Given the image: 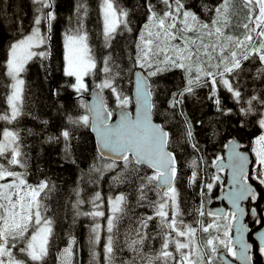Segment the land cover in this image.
<instances>
[{
    "label": "snow or ice",
    "instance_id": "1",
    "mask_svg": "<svg viewBox=\"0 0 264 264\" xmlns=\"http://www.w3.org/2000/svg\"><path fill=\"white\" fill-rule=\"evenodd\" d=\"M30 2V28L21 31L22 21H13L18 35L8 45L4 61L10 83L4 86L7 108L0 109V121L13 127L0 128V264H49L50 258L56 264H73L75 237L52 257L54 221L46 215L50 211L46 201L56 189L47 178L29 183L31 157L25 136H42L43 143L62 145L64 158L78 164L75 131L88 126L98 138L97 158L111 161L103 166L90 164L80 179L84 187L77 184L73 189L74 222L81 215L93 220L87 240L88 264H217V260L232 264L227 257L252 264L254 251L264 256V209L249 206L264 198L258 190L264 188V0H140L144 22L136 32L134 51L128 54V72L135 77L134 101L121 87L125 72L122 57L114 51L117 37L133 32L130 10L120 0H98L99 36L108 50L98 60L87 26L89 2L73 0L62 34L63 75L70 78L67 87L82 98L89 91L85 78L95 80L99 72L102 77L95 87L100 91L91 105H80L83 114H67L54 131L49 121L40 120L38 132L19 127L26 115H32L25 111L26 81L21 74L33 60L52 57L58 13L56 0ZM177 73L179 83L160 100L156 86ZM199 88L209 89L208 99L221 116L236 115L241 129L250 126L259 131L250 142L254 159L240 150L244 146L235 139L225 144L226 165L220 163L222 157H216L219 171L231 170L230 190L223 197L231 205L227 210L206 209L203 200L197 208L184 207L176 184L178 158L169 150L175 134L153 120L154 113L160 112L159 101L165 106L166 120L169 113L182 118L180 137L199 152L194 123L184 111L185 101L196 96ZM104 90L119 109L115 123L111 122L113 110L100 96ZM222 91L229 94L233 107L225 106ZM53 94L58 95V90ZM133 102L135 115L127 110ZM193 165L199 168L196 160ZM105 172L114 173V184L129 185L138 206L151 208L152 214H132L127 193L106 198L99 191L86 194L87 184L102 179ZM199 176L193 170L188 182L195 184ZM218 182L221 177L213 175L200 195L207 197ZM105 203L107 216L100 210ZM86 204L92 206L91 211L83 210ZM248 216L260 226L255 231L245 222ZM96 218H105L106 224L102 226ZM125 219L127 227L121 231ZM152 222L154 232L149 230ZM155 241H159L158 248L152 246Z\"/></svg>",
    "mask_w": 264,
    "mask_h": 264
},
{
    "label": "trees",
    "instance_id": "2",
    "mask_svg": "<svg viewBox=\"0 0 264 264\" xmlns=\"http://www.w3.org/2000/svg\"><path fill=\"white\" fill-rule=\"evenodd\" d=\"M90 5V14L87 26L91 30L92 46L96 52L99 60L108 50L103 47V40L99 36L101 31V23L97 11L98 0H88ZM140 0H120V4L130 10L132 20V33H124L118 36L114 41L115 53L122 57L120 63L124 68V78L121 80V87L125 93L131 96V80L132 75L128 72V67H131V61L128 59V54L134 51L133 41L136 37V32L144 22L143 10L139 7ZM58 23L54 27L53 38L51 42L52 57L49 60L41 61L35 59L27 66V72L22 73L26 84V100L25 111L31 112L32 115H26L19 123L21 129L31 128L34 131H40V120L49 121V128L56 130L64 123V117L67 114L79 115L85 112L81 108V104H85L83 93L82 98L78 97L76 93L67 85L70 78L63 75V40L62 34L66 26L67 18L72 14L73 0H56ZM0 109H6L5 96L8 90L4 87L10 83L9 78L5 75L6 69L4 61L6 59V51L8 45L17 37L16 26L13 21H22L21 31H26L30 28L33 8L30 0H0ZM127 66V67H125ZM102 74L97 73L95 80L86 77V81L90 86L99 83ZM174 83H179V74L169 76L166 80H161L156 86L160 95V100L166 99L165 93L167 89L172 88ZM59 92L54 95L55 91ZM105 100L111 110L116 108L114 97L109 95L108 90H104ZM209 89H197V95L189 97L184 103V111L187 113L189 119L194 123V131L196 141L199 144L200 151L194 150L184 143L180 137L182 131V118L177 116L172 118L168 114V119H165L164 107L160 106L159 114L154 113L153 117L160 123L164 124L165 128L171 133L175 134L173 140L170 142L169 149L174 150L178 158V168L180 169L177 178V187L181 193L184 201V207L191 210L200 206V202L205 201V208L217 203L216 194L220 187L218 182L213 188L212 192L203 197L200 195L204 184L213 176H223L219 171L213 167V162L217 156H222L225 144L231 138H235L241 144L248 148L250 142L259 131L253 127H245L241 129L236 121L239 118L236 115L221 116L215 108V105L208 99ZM222 101L226 107H233V103L226 91H222ZM131 104L129 105V107ZM32 116L39 117V120H34ZM199 122V123H197ZM13 127L12 125H5L0 121V128ZM24 135V133H21ZM26 143L30 146V172L29 183H36L38 180L47 178L55 185V191L50 194V198L46 201L49 205V217L54 221V239L52 248V257H55L60 249L68 242V239L75 237L76 245H74L75 256L73 257V264H79V253L77 250L78 244L82 246V252L86 251V243L89 236V230L93 223L92 218L81 215L77 217L74 222V210L72 208L75 202V195L73 189L80 184L83 188L84 184L80 183L81 176L88 171V166L96 163L103 166L111 161L108 159H98L99 153L94 144V138L88 127H80L75 131V149L74 158L77 159L78 164H72L70 160H66L63 156L62 145L43 143V137L25 136ZM193 160L199 164L197 169L193 165ZM193 170L199 171V179L195 184H190L189 176ZM33 172L41 175L38 180L32 177ZM114 173L105 172L102 179L96 180L95 183H88L85 189L86 194L91 195L92 192L99 191L101 196L106 198L114 196L118 193L129 194V203L131 205V213L135 216H142L145 214H152L151 208L139 207L136 200V194L133 189L126 184L116 185L112 181ZM264 194V188H258ZM206 191V189H204ZM152 199H156L153 193H149ZM210 201V202H209ZM258 211L264 209V198L259 199L254 205ZM84 211H91L92 206L86 204L83 206ZM100 210L105 211L108 215V207L105 203ZM185 220L191 221V217H184ZM97 222L102 226L106 224L105 218H96ZM210 219V218H209ZM250 227H253L252 217L247 220ZM127 227V219H125L123 228ZM156 228L155 222L150 224V231L154 232ZM102 237L104 232L102 230ZM199 236V232L197 233ZM251 240L252 238L249 237ZM104 240L102 238L99 250H103ZM152 246L158 248L159 241L152 242ZM89 250V249H88ZM81 252V253H82ZM126 255H131L126 253ZM86 260L80 257V263ZM87 261V260H86ZM56 262L50 258L49 264ZM102 264V261H101ZM217 264H220L217 260ZM252 264H264V256L258 255V251L253 253Z\"/></svg>",
    "mask_w": 264,
    "mask_h": 264
},
{
    "label": "water",
    "instance_id": "3",
    "mask_svg": "<svg viewBox=\"0 0 264 264\" xmlns=\"http://www.w3.org/2000/svg\"><path fill=\"white\" fill-rule=\"evenodd\" d=\"M135 71V70H134ZM132 82H131V96L133 97V101H134V99H135V96H134V93H135V85H134V81H135V77L132 75V80H131ZM100 90L99 89H96V87H95V85H93V86H90L89 87V91H87L86 93H85V95H84V98H85V104H89V105H91L94 101H95V99H96V94H97V92H99ZM100 96L105 100V97H104V93H103V91L102 92H100ZM106 101V100H105ZM128 111H131L132 113H133V115H135V103L133 102L132 104H131V106L130 107H128V109H127ZM113 112H114V115H113V119H112V123H115L117 120H118V116L116 115V113H118L119 112V109L116 107L114 110H113ZM153 120H154V122H156V123H160L158 120H156L154 117H153ZM88 128H89V130H90V132L92 133V135H93V138H94V144H95V147H96V150H97V140H98V138H97V135H96V132L92 129V127L91 126H88ZM167 130V129H166ZM232 139H235V138H231V139H229V140H232ZM228 140V141H229ZM236 141H238L240 144H241V142L239 141V140H237V139H235ZM228 141H227V143H228ZM226 143V144H227ZM169 150H171V149H169ZM240 150H243V151H247L248 153H249V155H250V157H252V155H251V152H250V150H249V148H244L243 147V149H240ZM98 152V151H97ZM223 159H222V161H220V163H223V164H227L228 163V149L225 147L224 148V151H223V154H222V156H221ZM253 158V157H252ZM213 167L215 168V169H218V167H217V164H216V160H215V162L213 163ZM219 170V169H218ZM224 174H225V182H224V184H223V187L221 188V190L217 193V200L219 201V203L218 204H215V205H213V206H211L209 209H211V210H216V209H218V208H223V209H225V210H227V209H229L230 207H231V205L228 203V201L226 200V199H223V197H224V195L230 190V184H229V181H230V176H231V170L229 169V168H225L224 169ZM245 222H247L246 221V218H245ZM260 227V226H259ZM257 229V228H256ZM255 229V230H256ZM254 230V231H255ZM222 253H223V251H221ZM227 260H229V261H232V264H240V262L239 261H234L233 260V258L232 257H227Z\"/></svg>",
    "mask_w": 264,
    "mask_h": 264
},
{
    "label": "rangeland",
    "instance_id": "4",
    "mask_svg": "<svg viewBox=\"0 0 264 264\" xmlns=\"http://www.w3.org/2000/svg\"><path fill=\"white\" fill-rule=\"evenodd\" d=\"M21 76H22V74H21ZM22 78H23V76H22ZM87 82V81H86ZM249 150L251 151V143H250V145H249ZM252 154V153H251ZM252 156H253V154H252ZM253 159H254V156H253ZM118 194H120V193H118ZM115 196V195H114ZM211 206V205H210ZM48 208L50 209L51 207L48 205ZM46 215H48L49 216V214L48 213H46ZM71 238H69L68 239V242H69V240H70ZM67 242V243H68ZM67 243L60 249V251L61 250H63V248L64 247H66L67 246ZM77 250H78V253H79V264H88V261H89V250H88V244L86 243V251H83L82 252V246H81V244H78V247H77ZM82 252V253H81ZM57 255H58V253H57ZM80 257H83V258H85L86 260H84V262L83 263H80ZM51 264V263H50ZM56 264V263H55Z\"/></svg>",
    "mask_w": 264,
    "mask_h": 264
},
{
    "label": "flooded vegetation",
    "instance_id": "5",
    "mask_svg": "<svg viewBox=\"0 0 264 264\" xmlns=\"http://www.w3.org/2000/svg\"><path fill=\"white\" fill-rule=\"evenodd\" d=\"M220 173H221L223 176H220V177H221V182H220V187H219L217 193L221 190V188L223 187V184H224V182H225V174H224V170H223V171H220ZM40 176H41V175H39V174L36 173V172H33V174H32V177H36L37 180H38L39 178H41ZM216 201H217V203H215V204H218L219 201L217 200V194H216ZM215 204H213V205H215ZM213 205H212V206H213ZM249 206H254V205H249ZM249 218H250V216L246 217L247 220H248ZM253 223H254V222H253ZM258 227H259V226L254 225V226L251 227V228H252L253 231H254V230H255L256 228H258ZM258 255H260L259 252H258Z\"/></svg>",
    "mask_w": 264,
    "mask_h": 264
}]
</instances>
